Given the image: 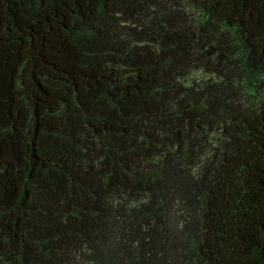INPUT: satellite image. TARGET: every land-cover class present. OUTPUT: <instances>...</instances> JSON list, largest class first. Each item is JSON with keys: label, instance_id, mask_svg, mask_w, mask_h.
<instances>
[{"label": "trees", "instance_id": "obj_1", "mask_svg": "<svg viewBox=\"0 0 264 264\" xmlns=\"http://www.w3.org/2000/svg\"><path fill=\"white\" fill-rule=\"evenodd\" d=\"M0 264H264V0H0Z\"/></svg>", "mask_w": 264, "mask_h": 264}]
</instances>
